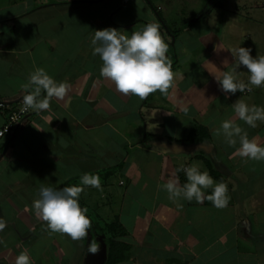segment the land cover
<instances>
[{"label":"crops","instance_id":"obj_1","mask_svg":"<svg viewBox=\"0 0 264 264\" xmlns=\"http://www.w3.org/2000/svg\"><path fill=\"white\" fill-rule=\"evenodd\" d=\"M209 1L182 25L166 21L180 30L176 54L167 52L174 83L166 95L141 99L101 77L90 38L155 22L169 45L146 0H0V100L22 98L36 67L69 85L64 99L32 111L0 141V264H15L22 251L32 264H107L110 237L129 246L118 264H264V160L241 158L238 138L230 146L215 135L238 99L264 106L245 101L253 93L262 99L264 87L224 93L213 75L227 70L225 58L235 62L233 48L264 56V0ZM248 75L241 66L238 78L247 83ZM5 122L0 111V129ZM236 123L264 145V121ZM192 164L211 175L210 165L214 180L227 183V207L169 200L160 185L174 173L185 183L176 170ZM84 173L99 174L102 190L84 187L79 202L92 225L88 237L73 240L51 232L32 205L41 184H79ZM115 222L117 232L107 231ZM92 241L96 253L88 251Z\"/></svg>","mask_w":264,"mask_h":264},{"label":"clouds","instance_id":"obj_2","mask_svg":"<svg viewBox=\"0 0 264 264\" xmlns=\"http://www.w3.org/2000/svg\"><path fill=\"white\" fill-rule=\"evenodd\" d=\"M127 31L116 28L96 30L91 36L92 54L98 55L102 61L100 67L101 77L114 83L118 92L125 95H134L141 99L159 91L167 94L173 86L175 73L172 60L167 52L169 45L160 32L159 24L147 23L141 30L127 34ZM223 44L215 45L219 53ZM235 62L229 66L227 58L223 64L227 70H219L213 74L220 90L224 93H243L246 89L251 91L252 86L264 87V56H253L251 48L238 47L230 50ZM209 62V61H208ZM210 63V62H209ZM241 66L246 67L247 83L240 80ZM25 95L22 98V110L41 112L50 107L53 98L64 99L69 85L66 81H57L44 68L36 67L28 77L27 83L22 85ZM42 92L45 93L42 96ZM234 117L223 120L215 130V135L223 136L225 143L230 146L237 144L236 153L245 160H264V145L255 139H249L248 134L236 123V119L244 121L252 128L257 121H264V106H256L238 99L231 105ZM177 173L183 171L186 182L181 184L178 175H170L165 183L160 185L168 193L169 200L179 202L181 199L192 201L195 199L202 203L205 199L211 201L217 208L227 207L230 196L227 183L216 182L208 171H201L198 164L181 166ZM99 174L84 173L79 184L56 188L41 184L38 198L33 201V209L38 218L46 222L51 232L67 234L73 240L88 237L92 221L87 215L88 209L81 207L80 194L85 186L101 189ZM211 188L210 194L206 189ZM0 223V228H3ZM88 251L97 252L94 241L88 245ZM15 264H32L27 251H22Z\"/></svg>","mask_w":264,"mask_h":264},{"label":"rangeland","instance_id":"obj_3","mask_svg":"<svg viewBox=\"0 0 264 264\" xmlns=\"http://www.w3.org/2000/svg\"><path fill=\"white\" fill-rule=\"evenodd\" d=\"M150 1L152 2V4L156 6V8L158 7L160 11H163L162 16L165 18V21H167V23L175 22L179 26V24L182 25L184 23L183 21L184 18L189 15L188 11L194 12V14L200 12V10H202V8L207 4L209 0H150ZM216 1H221V0H216ZM146 2L151 8L152 6L149 3V1L146 0ZM151 10L153 11L154 9L151 8ZM154 13L156 16L153 17H155L156 20H159L156 11H154ZM168 25L169 27L176 29L173 27V25L170 24ZM177 39H179V32ZM168 51L173 55L176 54V50L173 47H169ZM246 100L255 101V102L260 101L259 103H261V101L264 102V95L263 98L261 99L260 95L258 96L257 94L253 93L252 96L247 97L245 101Z\"/></svg>","mask_w":264,"mask_h":264},{"label":"trees","instance_id":"obj_4","mask_svg":"<svg viewBox=\"0 0 264 264\" xmlns=\"http://www.w3.org/2000/svg\"><path fill=\"white\" fill-rule=\"evenodd\" d=\"M147 1H149L154 11H156L159 22L163 25L165 31L167 32V38L169 39V47L174 48V42L177 39L178 32L180 33V30L179 29L172 30V28L169 27L168 24L166 23L164 17L162 16V12L160 11V9L158 7L156 8V6L152 4L150 0H147ZM211 3L212 1H209V5ZM208 167H209L211 175L216 176V173L212 170L211 166L208 165ZM118 228L119 226L117 222L106 226V230L111 233L113 231L117 232V230L115 229H118ZM108 246H109V249H108V256H107V264H118L122 262L123 260H125L126 255L129 251V246L127 244L121 242L120 240L114 239L113 237H110L108 238Z\"/></svg>","mask_w":264,"mask_h":264},{"label":"built area","instance_id":"obj_5","mask_svg":"<svg viewBox=\"0 0 264 264\" xmlns=\"http://www.w3.org/2000/svg\"><path fill=\"white\" fill-rule=\"evenodd\" d=\"M22 98H20L16 102L0 100V111H3L6 115V122L4 126L0 129V141L4 138L6 134L11 133L14 128L19 123L24 121L32 112V110H22Z\"/></svg>","mask_w":264,"mask_h":264},{"label":"water","instance_id":"obj_6","mask_svg":"<svg viewBox=\"0 0 264 264\" xmlns=\"http://www.w3.org/2000/svg\"><path fill=\"white\" fill-rule=\"evenodd\" d=\"M182 148H183V147H182ZM193 148H194V149H195V148H198V145L194 146ZM187 149H188V148H187ZM189 149H191V148H189Z\"/></svg>","mask_w":264,"mask_h":264}]
</instances>
